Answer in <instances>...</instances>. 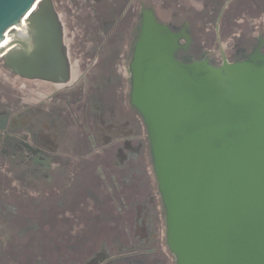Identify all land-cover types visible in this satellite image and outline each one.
<instances>
[{
  "label": "flooded vegetation",
  "instance_id": "flooded-vegetation-1",
  "mask_svg": "<svg viewBox=\"0 0 264 264\" xmlns=\"http://www.w3.org/2000/svg\"><path fill=\"white\" fill-rule=\"evenodd\" d=\"M52 3L61 33L53 75L5 64L16 41L30 40L26 25L0 53V264H177L132 65L145 11L174 33L190 23L162 20L145 0ZM179 43L178 61L205 60L189 56L193 38ZM251 47L223 62L264 54V35Z\"/></svg>",
  "mask_w": 264,
  "mask_h": 264
},
{
  "label": "water",
  "instance_id": "water-1",
  "mask_svg": "<svg viewBox=\"0 0 264 264\" xmlns=\"http://www.w3.org/2000/svg\"><path fill=\"white\" fill-rule=\"evenodd\" d=\"M143 15L132 102L147 125L177 264H264V54L219 67L180 62L189 25L174 33L153 11ZM25 25L30 40L16 41L5 64L53 75L61 33L52 0H0V53Z\"/></svg>",
  "mask_w": 264,
  "mask_h": 264
},
{
  "label": "rangeland",
  "instance_id": "rangeland-1",
  "mask_svg": "<svg viewBox=\"0 0 264 264\" xmlns=\"http://www.w3.org/2000/svg\"><path fill=\"white\" fill-rule=\"evenodd\" d=\"M218 1V0H217ZM157 9L166 22L188 21L193 38L189 56L208 59L214 66H221L223 55L235 60L238 52H250L260 34L264 35V5L261 9H249L248 2L235 3L243 6L244 15L233 17L230 0H221V9L213 11L211 0H145ZM225 5V6H224ZM227 8H229L227 10Z\"/></svg>",
  "mask_w": 264,
  "mask_h": 264
},
{
  "label": "trees",
  "instance_id": "trees-1",
  "mask_svg": "<svg viewBox=\"0 0 264 264\" xmlns=\"http://www.w3.org/2000/svg\"><path fill=\"white\" fill-rule=\"evenodd\" d=\"M211 1H212V3H211L212 8H214L213 11H216V10L218 11V10L221 9V7H220L221 6V0H218V1L217 0H211ZM230 3L232 4L231 6H233L232 7V11H235L232 14L233 17L236 18V19H239L240 17H242L244 15V12H245V10H243L244 3H243V6H240V7H238V6L235 7V3L234 2H230ZM263 5H264V2H263ZM248 6H249L248 8L252 10V8L250 7V4H248ZM228 9L229 8H227V10Z\"/></svg>",
  "mask_w": 264,
  "mask_h": 264
},
{
  "label": "bare ground",
  "instance_id": "bare-ground-1",
  "mask_svg": "<svg viewBox=\"0 0 264 264\" xmlns=\"http://www.w3.org/2000/svg\"><path fill=\"white\" fill-rule=\"evenodd\" d=\"M23 23H25V22H23ZM9 39V38H8ZM6 40H7V38L5 39V41L1 44V47H5L6 46Z\"/></svg>",
  "mask_w": 264,
  "mask_h": 264
}]
</instances>
